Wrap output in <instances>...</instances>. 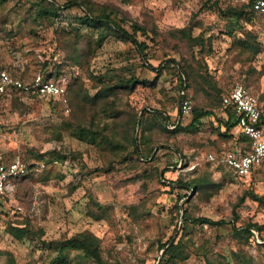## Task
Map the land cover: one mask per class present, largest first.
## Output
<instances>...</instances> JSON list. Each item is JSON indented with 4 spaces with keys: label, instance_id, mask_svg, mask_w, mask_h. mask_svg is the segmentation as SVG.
Here are the masks:
<instances>
[{
    "label": "rangeland",
    "instance_id": "rangeland-1",
    "mask_svg": "<svg viewBox=\"0 0 264 264\" xmlns=\"http://www.w3.org/2000/svg\"><path fill=\"white\" fill-rule=\"evenodd\" d=\"M248 1L82 0L88 12L0 0V64L62 80L70 110L18 94L0 103V162L34 164L0 213V264H48L55 242L81 232L96 237L101 264H167L159 245L179 238L187 258L175 264H264V162L239 178L207 158L244 138L225 130V110L204 90L245 85L264 118V13L235 15ZM103 12L129 33L137 27V44L83 20ZM172 61L189 74L192 109L163 129V117L178 115ZM194 108L212 112L197 127ZM23 225L33 233L21 241L6 230ZM66 254L65 264H99Z\"/></svg>",
    "mask_w": 264,
    "mask_h": 264
},
{
    "label": "built area",
    "instance_id": "built-area-1",
    "mask_svg": "<svg viewBox=\"0 0 264 264\" xmlns=\"http://www.w3.org/2000/svg\"><path fill=\"white\" fill-rule=\"evenodd\" d=\"M254 9L264 13V0L254 2ZM18 94L25 98H42L58 100L64 106V113L69 112L67 106L66 86L60 79L46 78L40 73L21 79L15 74L0 68V103ZM222 105L232 106L240 132L250 142L247 153L234 149L225 151L220 162L229 167L239 177L250 175L253 167L264 160V127L260 121L258 100L252 90L242 84H235L222 96ZM191 113V98L185 89L179 92L178 116L185 117ZM208 160L216 161V156L208 155ZM29 172L28 166L20 160L0 162V200H12L17 179Z\"/></svg>",
    "mask_w": 264,
    "mask_h": 264
},
{
    "label": "trees",
    "instance_id": "trees-1",
    "mask_svg": "<svg viewBox=\"0 0 264 264\" xmlns=\"http://www.w3.org/2000/svg\"><path fill=\"white\" fill-rule=\"evenodd\" d=\"M42 1L45 2V4L48 7L46 9V11L47 10L48 11H58V10H60V8L68 7L69 5H71V3H74L75 5H83L84 8L86 7L85 4H83L82 0H66V2H64L62 4V7L56 5L54 2H51V1H47V0H42ZM255 1H257V0H249L247 3L242 4L239 9H237V11L235 12L237 21H239L243 15H247V12L258 13V11L254 9V2ZM85 9H86V11L88 10V12H91L88 7H86ZM246 9L248 11H245ZM83 20L88 22V23L97 22L99 24L105 25L108 28H112L114 31H116L120 35L121 38L129 40L135 45L137 44V41H136V39L133 36V34L135 33L137 27L133 26V28H132L133 32L129 33L126 30H124L123 28H121L116 22L111 20L110 16L108 14L104 13V12L101 13V14H98V15H94V14H90V16L89 15H84L83 16ZM172 63L175 64L176 68L179 70V72H178V74H179L178 75L179 92L182 89H185L187 91V88L190 85L188 83V81H187V77H189V74L188 73L185 74V72L182 70V67L181 66L179 67L176 62L172 61ZM0 68L5 69V70H7L8 72H10L12 74H15L17 77H19L21 79L27 78V76H25V74H26L25 70H22V71L17 70L16 71L17 73L16 72H12L11 71L12 69L9 67V65H5V64H0ZM45 77L49 78V75L45 76ZM128 81H129V83H128ZM128 81L127 80L124 81V86H129L133 82V80L132 81L128 80ZM203 82H204V84L206 83V85H209V81L203 80ZM204 92L206 93V96H210V98L213 99V100L217 99L219 101V104L222 105V96L223 95H220V93H218V92L213 95V94H211V92H208L207 89L204 90ZM65 96H66V94H65ZM37 99L44 100L42 98H37ZM45 101L48 102V103H51L52 107L59 108L60 111L62 113H64V106L62 105V103L60 101L53 100V99L45 100ZM225 107H226L225 111H226V114H227V120L220 121V123H221V125L224 126L225 130L228 131L230 128H232V127H234L236 125V119L234 118V109H233V107L232 106H225ZM192 111L194 112V116L192 118V121L190 122V126H192V127H197V125L199 124V121L202 118H204L206 116H210L212 114L211 110H204V109H199V108H194ZM181 117L182 116H180L179 119H181ZM260 119L261 120L263 119L261 113H260ZM168 121L169 120L166 117H163L161 122H160V124L162 126L161 128L167 129V127H168L167 126V122ZM244 136L245 135L242 134L243 138H244ZM245 138H246V136H245ZM132 142H133V140H132ZM133 153H135V155H139L140 158L143 157L141 153L137 154V153H139L137 150H134ZM149 155H151V154H149ZM63 158H65V157L63 156ZM62 160L63 159L58 160V161L62 162ZM4 161H6V160H4ZM4 161H1V162H4ZM216 161L219 164H222L220 162L219 154L216 155ZM50 162L47 161L46 163H50ZM263 162L264 161H262L260 164H262ZM25 164L28 166L29 169L32 168L33 165H34V164H31V163H25ZM28 175H29V172L27 174L19 177L17 179V181L23 180ZM184 184H186V183H184ZM219 188H220V184L219 183L213 184L212 192L214 193ZM186 195L187 194L185 193L182 196L185 197ZM249 196L253 200L259 201L261 199V197L257 196L253 192H249ZM178 198H180V196H178ZM7 203H8V200L5 199V198L0 200V213L3 210V206L6 205ZM184 220H186V221L190 220L191 222L205 221L206 223H209V224H215V222H213V221H211L209 219H206V218L201 219V218H190V217H187ZM246 227H247L246 230L248 231L249 228L252 227V226L248 225ZM6 230L11 234V236L14 239L19 240V241H21L24 236H27V235L29 236L30 234L33 233L29 228H27L26 225H23V226H9L8 228H6ZM50 244H49V247H50ZM53 247H54V250L56 251V254H55L54 258L49 260L48 264H65L66 255H67L66 252L69 249L80 250L87 257H90L91 259H93L96 263H99V264L102 263L100 252L98 250L97 239H96V237L94 235H92L89 232L77 233V234L69 237L68 239H62V240H60L58 242H55L51 246V248H53ZM159 249L162 250L161 260L160 261H162L164 263H167V264H175V263H178V262H182V261H184L187 258V255L185 253V243L182 242L181 238H179L177 241H175V239H173L171 242L167 241L164 244H160L159 245Z\"/></svg>",
    "mask_w": 264,
    "mask_h": 264
},
{
    "label": "crops",
    "instance_id": "crops-1",
    "mask_svg": "<svg viewBox=\"0 0 264 264\" xmlns=\"http://www.w3.org/2000/svg\"><path fill=\"white\" fill-rule=\"evenodd\" d=\"M226 94V93H225ZM224 95V94H223ZM256 95V94H255ZM257 97V96H256ZM257 100H258V97H257ZM222 107H223V109L225 110L226 109V107L224 106V105H221ZM258 106H259V110H260V104H259V100H258ZM261 113V112H260ZM263 117V116H262ZM234 118H235V115H234ZM225 120H227V114H226V111L224 112V118H222V120H220V121H225ZM261 120V119H260ZM178 122H179V116L177 115L176 116V118L174 119V121L172 120L171 122L169 121V122H167V126L169 127V128H172V127H174L175 125H177L178 124ZM221 124V123H220ZM261 124H262V127H264V118L261 120ZM223 126V125H222ZM224 127V126H223ZM232 130H235V132L237 131V132H239L240 133V135H242V133L240 132V129H239V127L237 126V123H236V125L234 126V127H232V128H230L228 131H230L229 133H232L231 131ZM234 139H238V138H234ZM244 144H242V145H236V146H233L232 148H229L228 150H230V149H234V150H236V151H239L240 153H247L248 151H249V148H250V142H249V140H248V138L246 137L245 138V136H244ZM225 151H227V150H225ZM225 151H222L220 154H219V156H221ZM210 154H213V153H210ZM209 155V154H208ZM213 155H215V154H213ZM216 156V155H215ZM264 161V160H263ZM213 162H216V163H218L217 161H213ZM221 165H223V166H225L226 168H228L230 171H232L229 167H227L226 165H224L223 163L221 164ZM261 164H259V165H257V166H255V167H253V169L251 170V173L250 174H252L259 166H260ZM235 175V174H234ZM249 176V175H248ZM237 177H239V176H237ZM247 177V176H246ZM239 178H244V177H239Z\"/></svg>",
    "mask_w": 264,
    "mask_h": 264
},
{
    "label": "water",
    "instance_id": "water-1",
    "mask_svg": "<svg viewBox=\"0 0 264 264\" xmlns=\"http://www.w3.org/2000/svg\"><path fill=\"white\" fill-rule=\"evenodd\" d=\"M194 192L195 190L192 189L186 198L188 199L189 197H191L194 194ZM179 209L182 210V203H179ZM160 254H162V252Z\"/></svg>",
    "mask_w": 264,
    "mask_h": 264
}]
</instances>
